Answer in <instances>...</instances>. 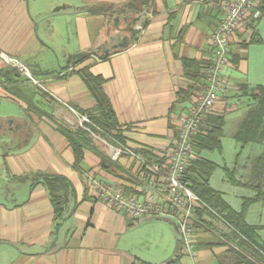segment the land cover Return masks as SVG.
<instances>
[{"label": "crops", "instance_id": "obj_1", "mask_svg": "<svg viewBox=\"0 0 264 264\" xmlns=\"http://www.w3.org/2000/svg\"><path fill=\"white\" fill-rule=\"evenodd\" d=\"M127 1L0 0V264H156L142 253V247L152 248L157 241L154 219L168 218L132 220L102 201L92 183L97 180L146 195L149 178L143 179L148 174L143 164H156L168 152L193 103V92L179 97L194 83L184 61L211 56L209 37L221 15L215 0H153L135 14L134 25L115 8L109 13L92 11ZM262 17L263 12L234 33L230 60L223 70L225 84L212 110L225 117L222 149L216 150L221 156L224 153V165L214 161L215 171L235 168L238 177L246 175L249 160L264 150V137L243 148L236 137L257 103L240 86L264 85ZM51 52L57 59L50 69L44 62ZM83 68L105 79L103 88L116 113L121 139L102 134L89 119L82 122L97 104L79 72ZM242 109H246L243 119L231 134L240 148L234 159L230 154L226 158L228 120ZM74 131L91 141L79 164L66 134ZM119 145L124 150L113 159L112 149ZM213 152L200 154L210 159L207 153ZM197 155L194 149L192 159ZM47 175L71 183L63 195L60 218L55 217L44 182ZM214 180L221 183L220 176ZM236 186L249 191L241 195L240 209L255 191ZM217 190L232 206L226 192ZM257 202L264 199L252 204ZM249 209L246 220L257 228L256 240L264 246V215L253 217ZM216 227L226 230L219 223ZM138 228L144 231L137 234ZM199 239L218 240V236L200 230ZM223 241L230 245L231 241ZM225 244L198 245L195 255L179 260L219 264L218 254L227 248ZM254 261L264 264V259Z\"/></svg>", "mask_w": 264, "mask_h": 264}, {"label": "trees", "instance_id": "obj_2", "mask_svg": "<svg viewBox=\"0 0 264 264\" xmlns=\"http://www.w3.org/2000/svg\"><path fill=\"white\" fill-rule=\"evenodd\" d=\"M153 0H128L123 5L118 7L114 5H100L93 7V12L109 13L113 11H123L129 19L131 25L138 21L135 17L144 8L149 6ZM114 6V7H113ZM264 13V1L260 6ZM260 41V39H257ZM231 44V42H230ZM230 60V56H229ZM202 61L186 59L184 67L186 74L193 79L194 83L188 90L182 91L179 97L188 96L193 92V95L200 89L204 83V73ZM9 74L10 71H6ZM86 81L91 94L96 99V106L93 109H88V119L97 127L102 134L111 136L117 140L121 139V132L116 113L111 104V101L104 91L103 84L105 79L99 75L93 74L88 68H83L79 71ZM247 95L251 96L255 102L250 108L248 118L244 126L237 133L236 137L241 142V148L246 144L261 140L264 137V85L249 87L247 84L240 86ZM225 117L223 114L210 112L200 130L194 138V149L198 151V155L188 164L182 181L185 185L191 188L204 201H206L213 209L219 212L220 215L236 230L231 232L219 231L224 240L231 241L234 246L226 245L225 241L218 237V240L197 239L196 246H219L226 245L227 248L218 254L219 264H256L254 259L263 261L264 249L257 243V228L251 227L246 215L249 206L255 201L264 199V150L259 155L249 160L246 165L247 173L245 176L238 177L235 168L226 167L228 178L236 185H240L255 191V195L244 199L242 207L239 210L234 209L224 198L221 191L215 189L210 181L217 164L202 156L200 153L204 151H216L222 149V136L224 134ZM68 139L75 153L76 163L79 164L83 158L84 149L91 145L90 139L85 134L79 131L67 132ZM163 171L165 156L157 159ZM146 172L147 165L142 167ZM44 182L48 187L51 195V200L55 208V217L60 218L63 214L64 193L69 191L71 183L65 177L58 175H47ZM129 191V189H126ZM215 218V217H214ZM198 226V224H196ZM199 227V226H198ZM203 231V229H201ZM175 251L180 254V247ZM151 264V263H144Z\"/></svg>", "mask_w": 264, "mask_h": 264}, {"label": "built area", "instance_id": "obj_3", "mask_svg": "<svg viewBox=\"0 0 264 264\" xmlns=\"http://www.w3.org/2000/svg\"><path fill=\"white\" fill-rule=\"evenodd\" d=\"M263 1L215 0L221 16L210 33L211 56L204 60L202 68L205 75L204 83L193 95L192 106L180 122L173 145L164 155L163 171L159 163H144L147 165L148 174H144L143 179L149 178L148 188L145 189L146 195L140 197L135 192L121 187L106 186L97 180L92 183L102 201L123 212L132 220L144 217H165L175 223L181 245L180 254L173 255L161 264H182L179 260L181 256L195 255L196 242L201 229L223 240L224 238L217 230V223L224 227L226 232H236L219 212L183 183L182 177L193 158L194 138L207 115L215 107L224 87L223 70L229 63L232 37L240 27H245L261 17L260 6ZM1 56L13 66L20 64L3 53ZM86 120H88L87 117H82V122ZM123 150L122 146H115L111 152L112 158L117 159ZM149 175L150 177H147ZM228 243L234 246L233 243Z\"/></svg>", "mask_w": 264, "mask_h": 264}, {"label": "rangeland", "instance_id": "obj_4", "mask_svg": "<svg viewBox=\"0 0 264 264\" xmlns=\"http://www.w3.org/2000/svg\"><path fill=\"white\" fill-rule=\"evenodd\" d=\"M262 21H264V17H262ZM52 53V52H51ZM47 63L44 62V64L46 66H48V68H54L55 63H56V55L54 53L49 54V56L47 57ZM27 70V69H26ZM28 74V73H27ZM36 76V75H35ZM30 77V76H29ZM31 78V77H30ZM31 80H33L31 78ZM246 109H242L239 111V113H236L232 116H230V119L228 120V125L226 128V139L225 141V147H226V152H225V157L228 158V155L231 156V159H234L236 156L237 151H239V143L236 139H233L232 137V133L238 129L239 124L241 122V120L243 119V116L245 114ZM70 120H74V117L72 114L68 115ZM96 140H98L99 143L104 144L106 142H104L103 140H101L100 138H96ZM259 147V146H258ZM230 152V153H229ZM254 153V151H252ZM209 158L212 159L213 161L217 162L220 165H224V163L222 162V156L221 153L219 151H214L213 153H207ZM245 154H251L250 150H246ZM217 176H220L221 179V183L217 184V181L215 182V177L217 180ZM228 176L226 175L225 171L223 170V168L221 170H217L214 172L212 179L210 181L211 185L215 188V189H221L222 191L226 192V195L228 196V199L231 201L232 206L235 208L240 207V204L242 202V198L241 195H247L246 193H249V191L247 192L245 190V188H241V187H237L236 185L232 184L228 178ZM230 182V183H229ZM223 183V184H222ZM249 215H252L254 217V215H264V202H257L254 203L250 206L249 209ZM152 224L154 225V230L156 231V240L153 243L152 248L149 247L148 245H145L144 247H142V253L149 257V258H153L152 262L156 263V264H161L165 261H167L169 258H171L173 255H175V251L178 248V246L180 245L179 242V235L178 238L176 237V232L174 229L173 224L175 225V223L171 220V219H162V218H156L154 219V221L152 222ZM144 231L143 228H138L136 229V233L139 234V232ZM135 233V230L132 234ZM145 235H149L146 234ZM148 237V236H147ZM260 246H262L259 242H257ZM141 245H139L140 247ZM262 248L264 249V246H262Z\"/></svg>", "mask_w": 264, "mask_h": 264}, {"label": "water", "instance_id": "obj_5", "mask_svg": "<svg viewBox=\"0 0 264 264\" xmlns=\"http://www.w3.org/2000/svg\"><path fill=\"white\" fill-rule=\"evenodd\" d=\"M84 54V53H83Z\"/></svg>", "mask_w": 264, "mask_h": 264}]
</instances>
